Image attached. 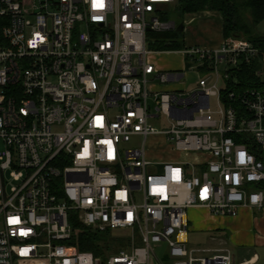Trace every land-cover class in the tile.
<instances>
[{"label":"built area","instance_id":"1","mask_svg":"<svg viewBox=\"0 0 264 264\" xmlns=\"http://www.w3.org/2000/svg\"><path fill=\"white\" fill-rule=\"evenodd\" d=\"M175 2L0 0V264H164L163 245L172 264H241L229 248L189 247L188 209L264 210L249 147L264 151V89L227 86L259 49L185 44L173 52L186 68H158L148 32L177 27ZM187 70L192 90L154 88ZM160 113L165 130L150 121ZM151 135L162 160L148 156ZM72 216L117 250H79Z\"/></svg>","mask_w":264,"mask_h":264},{"label":"trees","instance_id":"2","mask_svg":"<svg viewBox=\"0 0 264 264\" xmlns=\"http://www.w3.org/2000/svg\"><path fill=\"white\" fill-rule=\"evenodd\" d=\"M174 8L183 13L216 11L223 18L226 44L232 45L238 38L254 43L259 49L258 53L248 60H242L240 69L233 72L236 82L230 79L227 86L237 90L252 87L264 89V31L260 32L258 29L259 24L264 21V0H176ZM173 45L174 42L164 44L169 49ZM249 147L264 162V151L257 150L253 144H249ZM260 187L264 189V182ZM70 224L73 228L72 243L79 250L92 251L103 258L117 250L110 232L92 230L75 216L70 218Z\"/></svg>","mask_w":264,"mask_h":264},{"label":"rangeland","instance_id":"3","mask_svg":"<svg viewBox=\"0 0 264 264\" xmlns=\"http://www.w3.org/2000/svg\"><path fill=\"white\" fill-rule=\"evenodd\" d=\"M196 12L190 13H183L180 10H176L174 6L168 11V20L175 21L177 26L181 23H184L185 28L181 31H178L176 28L170 30H163L160 32L150 31L148 32V40H147V49L151 50L152 52L149 53V57L152 58V61L156 64L158 68L169 70V69H177L182 68V57L181 54L177 51L184 47L185 43H189L192 39V35L197 34L199 37L205 40H210L217 37V31H219V21L218 20H211L207 18V15H195ZM217 29V30H216ZM260 32L264 31V21L261 22L258 26ZM167 42H174L170 49L165 47L164 44ZM184 43V44H183ZM157 51V52H154ZM172 51V52H170ZM188 73L186 80L181 81L180 84L186 83L188 80H193V76L189 75ZM156 88H171L175 87L173 84L174 82H165L162 83L160 79H157L155 82ZM194 84L188 85V91L194 88ZM151 109H154L153 100L150 99L149 101ZM213 100V104H214ZM163 116L160 113L159 117L151 118V123L158 128L159 130H165L169 127V125L163 121ZM142 137H135L131 144H140L142 142ZM164 138L162 135H151L147 138V148H148V156L154 160H162L159 157V150L163 151ZM189 212V210H188ZM191 225V223H190ZM212 233L198 230L195 228L189 229V247L190 248H201V249H210L213 250L216 247H225L229 246L228 244H221L218 240H214L211 238ZM231 244V243H230ZM138 245H142L141 242H138ZM230 245L229 247H231ZM232 248H234L232 246ZM212 252H201L197 253L198 255L203 254H211ZM157 254L161 261L164 264H172L173 259H171L166 252V245H163L160 248H157Z\"/></svg>","mask_w":264,"mask_h":264},{"label":"crops","instance_id":"4","mask_svg":"<svg viewBox=\"0 0 264 264\" xmlns=\"http://www.w3.org/2000/svg\"><path fill=\"white\" fill-rule=\"evenodd\" d=\"M207 15L211 20L219 21V31L217 37L205 40L194 33L192 39L186 45H202L207 48H218L225 41L223 33V18L216 12L211 10H203L196 12L195 15ZM217 30V29H216ZM157 52V51H154ZM171 52V51H170ZM182 57V56H181ZM152 60V58L150 57ZM183 67L170 70H182L186 68L185 60L182 58ZM161 69V68H160ZM164 70V69H163ZM193 76V80H187L183 85L181 82H174L175 87L171 88H154L161 89H184L188 85L194 84L197 78L196 72L187 70L186 75ZM188 212L191 228L209 231L212 233L211 238L218 240L221 244L232 245L229 248L233 253V258L237 263L241 264H264V210L259 207L240 206L236 216L215 215L206 207L192 206ZM231 243V244H230ZM221 248V247H216Z\"/></svg>","mask_w":264,"mask_h":264},{"label":"water","instance_id":"5","mask_svg":"<svg viewBox=\"0 0 264 264\" xmlns=\"http://www.w3.org/2000/svg\"><path fill=\"white\" fill-rule=\"evenodd\" d=\"M184 28H185L184 23H181V24H179V25L176 27V29H177L178 31H181V30H183ZM148 30L150 31V28H149Z\"/></svg>","mask_w":264,"mask_h":264},{"label":"snow or ice","instance_id":"6","mask_svg":"<svg viewBox=\"0 0 264 264\" xmlns=\"http://www.w3.org/2000/svg\"><path fill=\"white\" fill-rule=\"evenodd\" d=\"M13 222H15V221H13Z\"/></svg>","mask_w":264,"mask_h":264}]
</instances>
